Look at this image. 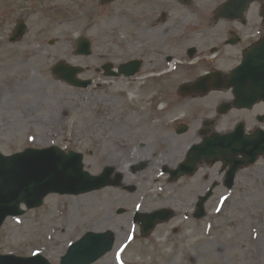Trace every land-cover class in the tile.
<instances>
[{"label":"rangeland","instance_id":"rangeland-1","mask_svg":"<svg viewBox=\"0 0 264 264\" xmlns=\"http://www.w3.org/2000/svg\"><path fill=\"white\" fill-rule=\"evenodd\" d=\"M223 2L194 0L187 8L178 7L176 18H163L160 23L148 21V26L155 25L153 30L158 32L173 29L176 36L204 30L209 37L206 44L211 46L226 29L239 28L235 23L214 21L215 10ZM123 7L124 0L113 4L110 8L114 14L107 19L96 0H0L1 153L10 156L28 148L57 146L82 154L85 171L90 175L99 176L104 168L114 167L125 181L119 188L79 196L51 195L41 208L7 219L0 232L2 255L29 258L39 252L51 264H60L69 245L83 234L111 230L118 235L114 251L96 264H215L237 251L244 254L247 238L255 240L257 230L264 233V225L257 224L264 210V181L259 188L256 180L250 181L264 177V161L241 172L226 205L219 202L228 194L226 191L211 197L209 215L202 221L193 217L198 199L194 191L201 189L198 184L205 174L212 177L222 164L212 170L202 168L199 176L184 177L176 183H170L169 175L162 174L165 167L177 168L186 160L189 148L200 143L198 130L213 107L206 105L207 98L185 99L180 95L179 106L171 114L150 116L157 120L155 124L148 120L156 93H163L160 97L167 106V92H177L179 86L194 81L209 68H229L238 60L234 64L233 59L212 64L198 61L194 68L180 67L174 77L155 83L98 79L94 68L102 61L97 54H104L107 60L114 58L115 64L132 56L122 49L123 37L118 38L125 36L128 28L120 15ZM259 9L260 5L253 7L249 14L251 29H264ZM21 19L29 27L28 34L10 44L8 38ZM78 34L91 41L92 56L75 54ZM118 40V56H113V41ZM195 42L179 47L176 55H182ZM199 48L202 55L208 56L206 48ZM61 61L87 68L80 78H94L96 84L83 90L58 80L52 67ZM177 118L180 124L191 125L187 134L177 136L168 126ZM147 156L156 159L150 158L143 171L140 167L146 163L142 158ZM120 208L126 210L124 215H117ZM163 209L173 210L174 218L159 225L151 235L142 236L140 226L134 224L135 213L151 214Z\"/></svg>","mask_w":264,"mask_h":264},{"label":"flooded vegetation","instance_id":"flooded-vegetation-1","mask_svg":"<svg viewBox=\"0 0 264 264\" xmlns=\"http://www.w3.org/2000/svg\"><path fill=\"white\" fill-rule=\"evenodd\" d=\"M121 0H116L111 4L103 5L101 0H96V5L103 9L102 16L110 19L114 12L110 7L115 3H120ZM186 0H124V7L120 9V15L126 20L128 26L125 34V44L122 46L125 52H130L133 58H140L145 61L150 58L149 62H143V76L141 79H145L149 83L158 81L157 77H163L162 79H169L174 77L175 74H168L167 77L162 76L164 73L160 70L163 69V57L165 62L170 64V62H175L176 51L181 46H186L189 42L196 40V44L193 46H188L184 49V57L189 59L190 49L204 47L212 48L217 50L215 57H211L212 63L228 62L233 59L234 64L237 60V64L232 67L235 68L239 66L243 60L245 53L252 48L254 45L259 43L264 37V30L262 29H251L243 23L234 22L238 24L239 28L233 29L228 28L217 37L215 44L209 46L207 31L200 30L195 31L194 34L186 32L183 35L176 36L175 30L170 29L162 32L153 30L156 28L155 25L148 26V21L160 23L163 18L174 19L176 18L175 11L178 7L187 8L190 4L185 3ZM248 14V13H247ZM149 28H148V27ZM242 26H245L243 28ZM196 37V38H195ZM205 44V45H203ZM168 53V54H164ZM198 51L193 53L194 57L197 56ZM138 55V56H136ZM135 56V57H134ZM180 56V55H179ZM204 60L208 61L207 58ZM178 65H184L182 62H177ZM194 63H189L186 69H191ZM146 67V68H145ZM145 68V69H144ZM231 69V70H232ZM160 71V72H159ZM210 71V70H209ZM159 72V73H158ZM207 72V71H206ZM205 72V73H206ZM204 73V74H205ZM199 78V77H198ZM197 78V79H198ZM196 79V80H197ZM230 81L228 76H224L223 83L224 86ZM157 94V93H156ZM163 93L159 92L155 97L154 107L152 108L153 116L158 114H171L176 107L179 105V92H167L165 94L167 106L163 101ZM185 99L191 97H184ZM162 103H160V100ZM198 99V98H192ZM207 99L209 100L206 104L208 107H212L208 110V117L204 120L202 128L199 130V136L204 139H209L216 132L220 133H231L241 128L246 135L251 136L257 131H264V104L257 103L255 105L243 107L237 106L236 103V93L233 92L229 87H223L222 92H213ZM212 101V103H210ZM161 110V112H159ZM173 115V114H172ZM152 124L157 123V120L148 118ZM179 119H172L171 124L168 125L170 129L174 131L177 129L179 124ZM175 127V128H174ZM153 127L150 128L153 131ZM170 140L173 137L169 138ZM209 169L211 165L206 166ZM214 174V177H213ZM212 177L210 174H205L201 179V184H198L201 189L195 190L199 192L198 195L208 193L209 191L214 194L221 192L223 190H228L226 182V168L223 167L219 172L213 173ZM263 178L256 177V183L260 186ZM259 186V187H260ZM258 187V188H259ZM255 189L254 191H258ZM264 191V188H263ZM264 212V210H263ZM264 217V216H263ZM257 224H264V220H258ZM241 240L246 239V237H241ZM249 240V238H247ZM260 238H258L259 240ZM264 238L262 237V241ZM250 247L246 249L254 250L255 252H238L234 253L232 257H222L215 264H264V245L261 246L260 242L247 243ZM264 244V243H263ZM248 258L246 261L245 259ZM245 261V262H244Z\"/></svg>","mask_w":264,"mask_h":264},{"label":"water","instance_id":"water-1","mask_svg":"<svg viewBox=\"0 0 264 264\" xmlns=\"http://www.w3.org/2000/svg\"><path fill=\"white\" fill-rule=\"evenodd\" d=\"M252 1L254 0H230L219 10V14L224 18L235 19L241 12L240 5L243 4V7H246ZM25 32L26 26L23 22H20L16 33L11 37L10 41H18ZM80 42L82 43L79 47L80 52L89 54L90 43L83 38ZM130 66L133 65L122 66L121 70L128 72ZM54 70L61 79L73 86L87 88L91 84V81H78L75 77L76 70L74 69L67 70L62 65H57ZM134 74L135 72L127 73L126 75ZM232 75L243 77L245 81L249 79V82L255 87V93H264V42L257 45L253 52L247 55L243 67H240ZM202 85L204 84L202 83ZM234 85H237V83ZM228 147L232 149V146H226L225 144L215 146L212 149L202 147L199 153L204 156L208 155L210 151L217 152L219 157L224 159V151ZM254 148L255 145L253 143L244 144L240 146L239 151L245 154L252 152ZM193 151H196V149L194 148ZM191 158V155H189V160ZM40 159L50 160L51 166L47 171L42 164L39 168L26 166L39 162ZM193 161H195L194 158ZM253 161L249 163H253ZM182 168H189L190 172L187 173H193L195 169L191 164L183 165ZM83 169L82 155L74 152L65 155L64 152L56 147L43 151L27 150L22 154L11 157H4L0 153V229L8 217L24 214L20 209L22 203H25L30 210L42 206L44 199L51 193H87L107 186H118L122 180L121 175H117L115 180L111 179L115 171L113 168L106 169L100 177H91ZM66 186L71 188L68 189ZM206 199H202L200 206L203 205ZM119 213H124V210H120ZM172 216L173 213L170 211H161L153 215H137L136 222L141 224L143 233L148 235L158 223L168 221ZM113 245L114 234L112 232L105 234L88 233L79 242L71 246L67 255L63 257L62 264H93L110 252ZM0 264L49 263L43 260L42 257L22 259L13 256H0Z\"/></svg>","mask_w":264,"mask_h":264},{"label":"bare ground","instance_id":"bare-ground-1","mask_svg":"<svg viewBox=\"0 0 264 264\" xmlns=\"http://www.w3.org/2000/svg\"><path fill=\"white\" fill-rule=\"evenodd\" d=\"M67 57L68 58H71L72 57V55L71 54H67ZM51 201H54L55 199H50ZM54 202H56V200L54 201ZM226 205V204H225ZM162 226H160L159 228H161ZM160 233H162L163 232V229H161L160 231H159ZM117 235V234H116ZM192 235V233H189L188 234V236H191ZM118 236V235H117Z\"/></svg>","mask_w":264,"mask_h":264}]
</instances>
